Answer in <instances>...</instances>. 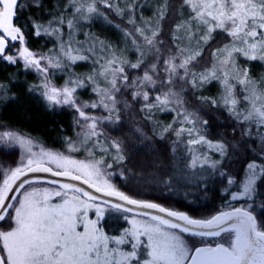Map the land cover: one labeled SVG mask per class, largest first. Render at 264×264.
<instances>
[{
    "label": "snow or ice",
    "instance_id": "6c2138e0",
    "mask_svg": "<svg viewBox=\"0 0 264 264\" xmlns=\"http://www.w3.org/2000/svg\"><path fill=\"white\" fill-rule=\"evenodd\" d=\"M32 2L37 8L41 5V0ZM98 5L124 18L125 9L113 0H67L64 10L51 18L47 26L33 21L36 36L56 35L61 40L59 53L38 55L26 46L23 27L17 23L22 0H0V60L13 65L23 61L26 69L41 74L44 77L41 84L29 91H39L49 108L68 106L75 109L81 128L80 143L88 146L91 157L77 160L43 149L37 155L32 151L30 138L14 132L0 133V141L18 144L30 154L26 163L0 177V264H264V219L249 210L252 205L221 211L210 219H194L160 204L133 198L117 188L105 170L112 168V164L106 162L104 154L112 156L118 163L126 159L122 142L111 140L101 144L99 140L104 136L101 124L120 122L117 94L131 88L132 100L144 101L142 112L153 109L176 111L179 120L173 123H178L179 127L165 126L160 139L171 132L179 141L186 134L189 137L187 150L193 153L188 167L195 169L198 164L200 167L208 164L206 156L202 161L201 156L195 154L197 145H206L226 156L225 143L209 141L196 126L198 120L194 113L182 107H170L184 104L181 97L184 84L198 88L214 80L220 82L224 90L222 102L235 119L242 124L247 122L264 128V77L253 78L248 67L238 64L241 57L245 61L264 63V0H180L181 19L172 28V47L166 49L161 48L164 41L159 37L162 22L172 8L169 0H163L157 8L154 23L144 21L141 16L142 25H138L134 17L136 0H128L125 6L129 13L127 23L133 28L124 30V36L131 39L139 53L136 62H129L110 45L97 40L88 49L97 56L93 64L98 67L91 75L70 79L62 88L51 85L49 69L65 67V59L72 64L89 59L81 54L80 48L73 47V30L78 20L90 21L94 16L104 15ZM69 9L71 13L66 19L64 13ZM65 25L69 29L67 42L63 40ZM137 38L142 43H138ZM217 40L219 44L212 48V42ZM13 42L19 44L16 55L9 54L10 45L15 46ZM206 51L210 55V64L197 71ZM149 57L152 59L148 60ZM129 68L141 69L143 74L130 78ZM86 81L93 85L92 91L98 101L81 104L75 93L77 88L86 86ZM157 85L162 91L150 100V93L145 89H156ZM237 85L243 93L240 98ZM177 87L180 91L175 90ZM3 99L5 97L0 94V100ZM241 99L246 105L243 110L238 108ZM96 108H102L108 115L96 117L85 111ZM202 123L207 124V121ZM135 131L140 132L139 129ZM96 147L102 153L100 158H95L93 149ZM109 149H115V152ZM69 151H79V148L70 145ZM210 167L215 169L217 161H212ZM31 172H46L54 177L79 181L93 192L75 183L55 180L48 183H59L58 189H27L25 185L32 181L24 177ZM262 177L264 164L249 162L243 190L232 193L231 199H252L257 181ZM227 183L231 185L234 181L228 179ZM19 189H24L19 198L9 196ZM54 198H58L55 203ZM10 200H15V204ZM109 209L132 214L131 219L124 217L131 227L121 235L109 236L101 225ZM90 212L94 213V219L89 217ZM177 230L195 237H218L227 233L229 239L227 244L190 248ZM126 245H130V250L125 248Z\"/></svg>",
    "mask_w": 264,
    "mask_h": 264
},
{
    "label": "trees",
    "instance_id": "16d2710c",
    "mask_svg": "<svg viewBox=\"0 0 264 264\" xmlns=\"http://www.w3.org/2000/svg\"><path fill=\"white\" fill-rule=\"evenodd\" d=\"M171 1L175 2V6L170 8L168 16L162 22V29L171 12L173 19L168 31L163 32L162 30L159 37L170 44L172 28L181 19L178 11L180 0H169V3ZM66 2L67 0H41L39 8L29 4L20 9L17 23L23 27L26 46L31 51L38 55L59 53L61 40L56 35L41 34L36 36L33 32L32 22L47 26L51 18L58 16L64 10ZM113 2L121 9H125L124 18L122 19L115 11L98 5L104 15L94 16L90 21L78 20L73 30V47L80 48L81 54L88 56L89 59L77 61L75 64L65 59L63 61L65 67L49 69L48 80L51 85L62 88L70 79H83L91 75L94 68L98 67L93 64V60L97 56L89 52L88 49L97 40L103 41L105 45H110L113 51L122 55L129 62L134 63L133 58H138L139 53L135 50L131 39L124 36V30L130 31L133 28V25L127 23L129 13L125 6L128 0L124 2L113 0ZM162 2L163 0H136L134 17L137 24L142 25L144 21L148 20L154 23V14ZM70 13L71 9L64 13L66 19L69 18ZM104 16H107V19ZM141 16L144 21L140 19ZM62 31L63 40L67 42L69 29L66 25L63 26ZM137 40L138 43H142L139 38ZM218 44L219 40L214 41L211 47L215 48ZM130 47H132L133 53H130ZM98 52L99 45L97 44ZM206 57H209L207 64L204 61ZM203 58L197 66V71L203 70L210 64V55L207 51ZM257 63L245 61L242 57L238 60L241 67L249 68L252 77L253 72L257 71L255 69ZM127 72L129 75L132 74L129 73L131 72L130 68L127 69ZM136 73L135 76H139ZM259 76L260 78L264 77V73ZM43 79L44 77L35 70L26 69L23 66V61L13 65L0 60V94L5 97L0 100V128L22 134L44 147L57 151L65 150L70 145L84 148L87 151L88 146L80 143L75 115L65 106L49 108L39 91H29V88L40 85ZM85 83V87L77 88L75 96L84 103L98 101V97L92 91L93 85L87 81ZM223 91L220 82L214 80L184 94V101L188 105L197 106L200 110L196 115L198 120L196 126L201 133L209 141L223 142L227 147V155L221 156L215 149L206 145H197L195 154L198 155V151H201L203 153L201 160L203 161L206 156L208 164H204L203 167L198 164L195 169L188 167L193 153L187 150L189 137L186 134L179 141L171 132L164 134V139H160L162 129L169 125L171 119L174 118L173 112L160 110L157 113L155 109L151 112H142L140 105H136L140 111L135 115H130L123 112L122 107L117 104V108L120 110V122L103 124L100 128L104 133L105 142L117 140L123 144L126 159L123 163L116 164L118 168L115 165L112 167V171L117 169L113 179L114 185L133 198L160 204L170 210L183 212L194 219H209L215 213L235 207L240 203L247 204V207L248 204L252 205L249 210L264 219V177L257 181L256 192L251 200H242L236 203L231 199L232 193H238L236 187H242L247 178V164L249 162H255L258 165L264 164V128L247 122L242 124L235 119L222 102ZM242 95L240 86L237 85L238 98ZM212 100L217 103L213 104ZM132 105L135 104L132 103ZM173 106L178 107L175 104L171 105V107ZM245 107V102L241 99L238 108L243 110ZM204 110L208 112L206 117H204ZM100 115L105 117L108 113L101 109ZM204 118H208L210 125L208 122L207 124L202 123L207 121ZM141 123L144 126L139 127ZM176 127H179L178 123ZM136 129H139L140 132H136ZM104 158L106 162H113L112 156L104 155ZM212 161H217L215 169L210 167ZM173 163L181 174L185 177L190 176L188 183L174 182L175 176L178 175L174 173ZM6 164H9L6 157L5 159L1 158L0 166L4 168ZM141 172L144 175H152L149 178L150 182L145 187L147 192L151 193L139 197L130 193L128 187L138 180ZM231 177L236 180V186L230 192L223 194L225 183ZM110 219L112 217H105L101 225L105 227L106 234L116 236L125 229V223L115 218L119 229L109 231L107 224Z\"/></svg>",
    "mask_w": 264,
    "mask_h": 264
},
{
    "label": "rangeland",
    "instance_id": "374dc122",
    "mask_svg": "<svg viewBox=\"0 0 264 264\" xmlns=\"http://www.w3.org/2000/svg\"><path fill=\"white\" fill-rule=\"evenodd\" d=\"M114 1H116V0H114ZM124 1L125 0H122V2H124ZM29 4H33L32 0H22L21 8H23V7H25V6L29 5ZM170 4L172 5V7L175 6V2L174 1H171ZM172 19H173V14L171 12L169 17L165 21V27H163V32L168 31V27L170 26V24L172 22ZM130 30H132V29H130ZM13 44L15 46L10 45V53L9 54L16 55L17 54V50L19 48V44H18V42H13ZM169 47H172V45L170 43H168V41L167 42L164 41V44L161 45L162 49H166V48H169ZM129 51H130V53H133L132 47L129 48ZM173 51H174V47H173ZM164 55H167V53L165 52ZM163 58L164 57L162 56L161 57V61L163 60ZM208 58L209 57H206L205 59L203 58L204 61L206 62V64H207V62H209ZM133 59L136 62L137 59H135V58H133ZM151 59H152V57L149 58V60H151ZM142 68H143V66H142ZM255 69L257 71L253 72V78H256V79L259 80V78H260L259 75L264 73V63L258 62L256 64V68ZM130 70H131V72H129V73H132L131 75H129L130 78L131 77H135V73L137 71L139 73H136V74H139V76H141L143 74L141 69H130ZM192 89L193 88L191 87L190 84H184L183 91L181 92L182 99H183V97H185L184 94H187ZM145 90H147L150 93V100H154L155 94H158L160 91H162V89H160L159 85H157L156 89L146 88ZM175 90L176 91H180L179 87H177V89H175ZM131 92H132L131 88H129L127 90H123L122 89V94H117V98H118V101H119L118 104L122 107L123 112H125L126 114L135 115V114H137V112L140 111V110H138L136 105H140L139 107H142L143 104H144V101L142 99H138L136 101H133L132 98H131ZM77 100L81 104L84 103L79 98H77ZM183 100H185V99H183ZM132 103L135 104V105H132ZM126 104L129 105V107H126L125 106ZM65 107L68 110H70L75 115V118H76V121H77L78 114L76 113L75 109L72 108V107H68V106H65ZM173 107H171V108H173V109L176 108L175 106H173ZM178 107H182L184 109H187L188 112L194 113L195 115H197L198 112L200 111V110H198L197 106H194L193 104L188 105L187 102H185V101H184V104L182 106H178ZM101 109L102 108L85 109V111H86V113H88L90 115H93V116H96V117H102L101 115L99 116V113H100ZM159 111L160 110L155 109V112L159 113ZM171 112L174 113V118L171 119L170 124H172L173 127H176L177 123L174 124L173 121L174 120H179V117H177L175 110H172ZM204 112H205V116L204 117H206V114L208 112L206 110H204ZM204 119H206V118H204ZM207 122H208V120H207ZM107 123L108 122H105L104 124H107ZM208 124L210 125L209 122H208ZM102 125L103 124L100 125V128L102 127ZM142 125H143V123H141V125H139V127H142ZM185 126L186 127H191V125H185ZM77 129H78L77 131H78V134H79L81 132V128H80V126L78 124H77ZM6 131L13 132V131L8 130V129L0 128V133L6 132ZM14 133H16V132H14ZM140 138H142V136H140ZM99 140H100L101 144H107L108 143V142H105L106 140H105L104 136L100 137ZM42 149L44 151H51V152H55V153H60L62 155H65V156H68V157H71V158L77 159V160H88V159H91V157L88 156V150L86 151L84 148H81V147H79V151H69V147L67 149H65V150L57 151V150H54V149L49 148V147H44L41 144L33 141L32 151L34 153L39 155L41 153ZM93 151L95 152V158H100L102 153L99 151V147L94 148ZM109 151L114 153L115 149H109ZM202 154L203 153L201 151H198V155H201V157H202ZM29 155L30 154L25 152V150L23 148H21L18 144H15V143H13L11 141H9V142L0 141V161H1V158L5 159V157H6V161L9 162V164L8 165L6 164V167H4V168H3V166H0V177H2L5 172H7V171H9L11 169H14L17 166H20L23 163H26ZM104 155L108 156L107 154H104ZM113 162L112 161L111 162L107 161V163H111L112 164V167L114 165L116 166V164L119 165V163L116 162L114 159H113ZM48 166H51L53 168L55 167L54 165H48ZM174 166H175V164L173 163L172 167H173L174 173L178 175V176H175L174 182L175 183L176 182L177 183H181V181H184V182L188 183L189 182L188 180H189L190 176H186L185 177L183 174L180 173V171L176 170V168ZM105 170H106L107 173H110V175L108 176V179L114 184L113 179H114L115 172L117 171V169L115 171H112V168H106ZM143 172H144V170H143ZM143 172L140 173V177L138 178V180L134 181V183L132 185L129 184L130 186L128 187V190L130 191V193H132L133 195L139 196V197L140 196H144V194H147V193H148V195H150L149 193H151V192H147V189L145 187H147V185H148L147 183L150 182L149 178H151L152 175L151 174H145L144 175ZM158 172L160 173V171H158ZM228 179H232L234 181V183L229 185L227 183V181H226L225 186H224V191H222L223 194H226V193L230 192L236 186V180L233 177L228 178ZM154 183H156L158 185L157 182L154 181ZM25 188H27V189H32V188L45 189V188H47L49 190L58 189L57 187H53V186H49V185H45V184H37V183L36 184L27 185ZM236 189H237L236 191H238V193L242 192L243 185H242V187H236ZM23 191H24V189L21 190V192H23ZM17 198H19V195L17 196ZM57 200H58V198H54L53 203L57 202ZM242 200H248L249 201L251 199H249L247 197H243V198H241L239 200H232V202H236L237 203L238 201H242ZM13 204H15V201H14ZM236 207L247 208V204H241L240 203V204H237L235 207L226 208L224 210H231V209L236 208ZM125 216H128L129 219L132 218V216L124 214L122 212H117V211L111 210V209L107 210L105 212V217H112V219H110L109 223L107 224V230L114 231V230H116L118 228L119 225L117 224V220L115 218H118V219L122 220L125 223V226H126L125 229L130 228L131 225L124 219ZM89 217L94 219L95 218L94 213L90 212L89 213ZM113 217H115V218H113ZM137 219H141V217H137ZM4 227L6 228L7 225H4ZM103 228H105V227H103ZM124 230L121 233H119L118 235H121L124 232ZM177 234L182 236V238L185 240V242L188 244V246L190 248H192V247H201V246H216L217 244H220V243L227 244L228 243V239H229V234H227V233L222 234L218 238H209V239L208 238L194 237V236H187V235H184L182 233H179L178 231H177ZM118 235H116V236H118ZM109 236H114V235L111 234ZM125 248L127 250H130V245H126ZM143 251L144 250L142 249V253H143Z\"/></svg>",
    "mask_w": 264,
    "mask_h": 264
},
{
    "label": "water",
    "instance_id": "95a60500",
    "mask_svg": "<svg viewBox=\"0 0 264 264\" xmlns=\"http://www.w3.org/2000/svg\"><path fill=\"white\" fill-rule=\"evenodd\" d=\"M24 179L31 180L32 181L31 184H36V183L37 184H46V185L54 186V187H57V188H59V183H75L78 186L84 188L86 191L93 192V190L88 188L87 185L81 184L79 181H71V180H68L67 178H64V177H54V176H51L49 173H46V172H31V173H28V175L26 177H24ZM51 180L58 181L59 183H57V184L48 183V181H51ZM27 185H30V184H27ZM27 185H25V187ZM21 190L22 189L14 190L13 193H9V196L15 195L17 197L19 195V193L21 192ZM93 194L98 195V196L100 195L99 193H93ZM104 199H111V198L104 197ZM14 201L15 200H10L9 202L10 203H14ZM114 202H117V201H114ZM129 207H131V206H129ZM143 211H152V210H143ZM220 212H217L214 215H218ZM126 214L132 215L131 213H126ZM154 214L162 215V214H159V213H154ZM169 219H171V218H169ZM183 234L192 236V235L187 234V233H183ZM218 237H201V238H218ZM201 247H205V246H201Z\"/></svg>",
    "mask_w": 264,
    "mask_h": 264
},
{
    "label": "flooded vegetation",
    "instance_id": "af4514ba",
    "mask_svg": "<svg viewBox=\"0 0 264 264\" xmlns=\"http://www.w3.org/2000/svg\"><path fill=\"white\" fill-rule=\"evenodd\" d=\"M123 213V212H122ZM124 214H126V213H124ZM127 215H129V214H127ZM130 216H132V215H130ZM185 235V234H184ZM222 235V234H221ZM188 236V235H187ZM201 238V237H200ZM209 239V238H208Z\"/></svg>",
    "mask_w": 264,
    "mask_h": 264
}]
</instances>
